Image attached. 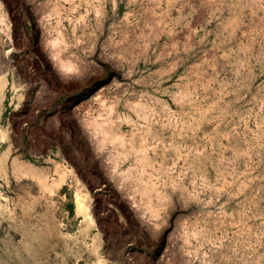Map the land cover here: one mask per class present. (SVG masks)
<instances>
[{
    "label": "rangeland",
    "instance_id": "obj_1",
    "mask_svg": "<svg viewBox=\"0 0 264 264\" xmlns=\"http://www.w3.org/2000/svg\"><path fill=\"white\" fill-rule=\"evenodd\" d=\"M0 264H264V0H0Z\"/></svg>",
    "mask_w": 264,
    "mask_h": 264
},
{
    "label": "bare ground",
    "instance_id": "obj_2",
    "mask_svg": "<svg viewBox=\"0 0 264 264\" xmlns=\"http://www.w3.org/2000/svg\"><path fill=\"white\" fill-rule=\"evenodd\" d=\"M78 193V192H77ZM76 196H77V199H78V201H79V205L81 204V203H83L82 202V197H80L81 195L80 194H76ZM81 205H84V204H81Z\"/></svg>",
    "mask_w": 264,
    "mask_h": 264
}]
</instances>
